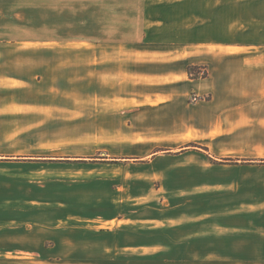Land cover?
<instances>
[{"label": "rangeland", "instance_id": "374dc122", "mask_svg": "<svg viewBox=\"0 0 264 264\" xmlns=\"http://www.w3.org/2000/svg\"><path fill=\"white\" fill-rule=\"evenodd\" d=\"M103 1L83 0L80 40L0 39L1 258L170 264L171 168L205 158L193 119L218 54L201 23L176 49L168 22L102 23ZM263 1L236 0L226 43L247 48L225 66H264Z\"/></svg>", "mask_w": 264, "mask_h": 264}, {"label": "crops", "instance_id": "0c3cea01", "mask_svg": "<svg viewBox=\"0 0 264 264\" xmlns=\"http://www.w3.org/2000/svg\"><path fill=\"white\" fill-rule=\"evenodd\" d=\"M103 2L102 23H170L176 49H182L184 39L179 33L201 23L203 45L218 54V61L206 66L208 76L201 78L209 87V98L202 102L201 115L195 110L193 119L200 124L195 127L200 137L193 142L200 141L205 158L179 159L171 168V179L179 186L176 198L173 193L170 200L169 263L264 264V66L221 62L228 55H243L247 48L226 43V24L233 22L231 14H239V4L236 0ZM255 21L264 22V14ZM82 22L83 0H0V39L76 41L81 39ZM10 78L23 81L17 72ZM170 80L185 86L197 81L187 72L171 74ZM238 86L251 92L231 91ZM41 259L13 254L0 257V264H41Z\"/></svg>", "mask_w": 264, "mask_h": 264}]
</instances>
